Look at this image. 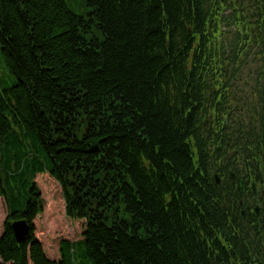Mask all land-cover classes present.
Returning <instances> with one entry per match:
<instances>
[{
  "label": "trees",
  "instance_id": "1",
  "mask_svg": "<svg viewBox=\"0 0 264 264\" xmlns=\"http://www.w3.org/2000/svg\"><path fill=\"white\" fill-rule=\"evenodd\" d=\"M209 10L0 0V264H216L226 220L198 131Z\"/></svg>",
  "mask_w": 264,
  "mask_h": 264
},
{
  "label": "water",
  "instance_id": "2",
  "mask_svg": "<svg viewBox=\"0 0 264 264\" xmlns=\"http://www.w3.org/2000/svg\"><path fill=\"white\" fill-rule=\"evenodd\" d=\"M12 229L17 242L23 241L28 231V226L25 221L19 220L12 223Z\"/></svg>",
  "mask_w": 264,
  "mask_h": 264
},
{
  "label": "rangeland",
  "instance_id": "3",
  "mask_svg": "<svg viewBox=\"0 0 264 264\" xmlns=\"http://www.w3.org/2000/svg\"><path fill=\"white\" fill-rule=\"evenodd\" d=\"M44 198V197H43ZM44 208H45V210L47 209V207H48V205H47V200H46V198H44ZM0 201H1V198H0ZM45 214H46V211H44V212H41L40 213V215H39V220H38V223H40V227H42V225H41V222H44V220H45ZM65 220H66V222H67V224H68V228H69V236H70V239H74V237H72V222L70 221L69 222V220H67V218H65Z\"/></svg>",
  "mask_w": 264,
  "mask_h": 264
},
{
  "label": "bare ground",
  "instance_id": "4",
  "mask_svg": "<svg viewBox=\"0 0 264 264\" xmlns=\"http://www.w3.org/2000/svg\"><path fill=\"white\" fill-rule=\"evenodd\" d=\"M222 101H224V100H222ZM28 232V231H27ZM27 234V233H26Z\"/></svg>",
  "mask_w": 264,
  "mask_h": 264
}]
</instances>
